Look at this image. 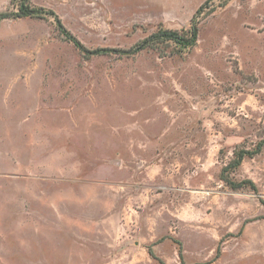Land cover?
<instances>
[{
	"label": "rangeland",
	"instance_id": "obj_1",
	"mask_svg": "<svg viewBox=\"0 0 264 264\" xmlns=\"http://www.w3.org/2000/svg\"><path fill=\"white\" fill-rule=\"evenodd\" d=\"M28 3L112 50L0 23V264H264V150L231 172L258 191L220 178L264 140V0ZM194 24L190 49L123 52Z\"/></svg>",
	"mask_w": 264,
	"mask_h": 264
},
{
	"label": "trees",
	"instance_id": "obj_2",
	"mask_svg": "<svg viewBox=\"0 0 264 264\" xmlns=\"http://www.w3.org/2000/svg\"><path fill=\"white\" fill-rule=\"evenodd\" d=\"M29 0H20L17 9L11 11H5L0 13V23L8 18H23V17H37L43 18L45 16H52L55 21V25L61 35L65 37L67 41L72 42L76 47L80 48L83 51L88 52L89 54H102L103 52L110 51L112 49L108 48H97L94 50H88L84 44L63 24L59 15L51 9H45L43 7L30 6L28 3ZM12 4H15V0H11ZM199 12V11H198ZM198 38V27L197 24L191 26L188 30V33L183 31H178L169 28H159L155 32L151 33L146 37L142 42L137 46L133 47L131 50L123 51L125 53H130L132 51H139L148 46H153L156 43H169L172 42L177 45L181 50L190 49L195 46ZM264 150V140H261L257 143L255 147H236L233 151L232 157L224 164L221 170L220 178L233 190H238L243 187H249L254 191H258L256 183L252 179H234L231 177V172L236 171L240 168L243 161L247 157H253L259 154ZM152 256L154 254L150 252Z\"/></svg>",
	"mask_w": 264,
	"mask_h": 264
},
{
	"label": "crops",
	"instance_id": "obj_3",
	"mask_svg": "<svg viewBox=\"0 0 264 264\" xmlns=\"http://www.w3.org/2000/svg\"><path fill=\"white\" fill-rule=\"evenodd\" d=\"M79 192H75V196L76 195H82L83 193H85L86 191L88 192H94L97 190V186H94L92 183H80V186H79ZM77 197V196H76Z\"/></svg>",
	"mask_w": 264,
	"mask_h": 264
}]
</instances>
